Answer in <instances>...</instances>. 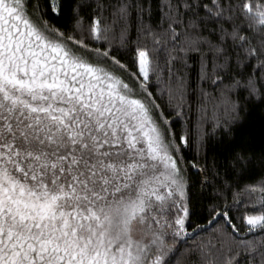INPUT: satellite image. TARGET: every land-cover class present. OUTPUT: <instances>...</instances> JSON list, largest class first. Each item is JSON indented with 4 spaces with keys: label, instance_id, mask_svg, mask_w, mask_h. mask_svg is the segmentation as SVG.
<instances>
[{
    "label": "snow or ice",
    "instance_id": "1",
    "mask_svg": "<svg viewBox=\"0 0 264 264\" xmlns=\"http://www.w3.org/2000/svg\"><path fill=\"white\" fill-rule=\"evenodd\" d=\"M0 264H264V0H0Z\"/></svg>",
    "mask_w": 264,
    "mask_h": 264
},
{
    "label": "trees",
    "instance_id": "2",
    "mask_svg": "<svg viewBox=\"0 0 264 264\" xmlns=\"http://www.w3.org/2000/svg\"><path fill=\"white\" fill-rule=\"evenodd\" d=\"M257 125H258V120H257ZM189 156H191V153H188ZM198 219V218H197Z\"/></svg>",
    "mask_w": 264,
    "mask_h": 264
}]
</instances>
